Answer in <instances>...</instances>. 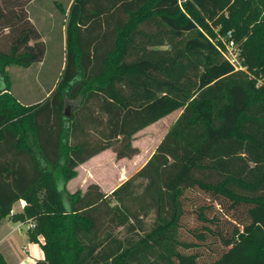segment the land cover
<instances>
[{
    "label": "trees",
    "instance_id": "16d2710c",
    "mask_svg": "<svg viewBox=\"0 0 264 264\" xmlns=\"http://www.w3.org/2000/svg\"><path fill=\"white\" fill-rule=\"evenodd\" d=\"M31 1L0 0V224L26 200L14 219L34 222L30 241L45 238L35 264H200L184 251L195 243L180 239L191 189L241 211L226 233L204 226L227 249L202 264H264V0H73L62 77L25 106L5 68L45 57ZM228 33L244 69L220 49ZM178 110L147 163L111 194L96 183L68 190L80 164L108 148L133 156L134 136ZM85 122L97 136L77 139ZM209 206L196 212L214 223Z\"/></svg>",
    "mask_w": 264,
    "mask_h": 264
},
{
    "label": "rangeland",
    "instance_id": "374dc122",
    "mask_svg": "<svg viewBox=\"0 0 264 264\" xmlns=\"http://www.w3.org/2000/svg\"><path fill=\"white\" fill-rule=\"evenodd\" d=\"M72 2L73 0H37L31 7L35 17L39 18L42 22L45 34L43 40L46 44L45 57L43 61L33 63L29 67L13 64L5 68V73L10 79L12 86V94L24 103L39 102L42 98L43 100L46 99L48 91L52 92L62 77L67 57V18ZM228 37V35L227 37H222L223 43ZM3 84L4 77L0 73V86ZM67 103V106H69L67 108L70 113L69 116H71L72 112L76 109L75 102L72 104V102L68 101ZM180 113L181 111H175L167 115L166 119L147 128L143 133H137L136 135H139L137 137L135 135L133 141L141 139L144 144H147L148 141L152 143L153 141L156 142V139L163 137V134H165L166 130ZM77 133H80L77 139H90L97 136L95 133H98V128L96 125L85 122L83 129H79ZM150 135L154 137H150ZM152 143H149V146L145 149V158L150 156L148 147L152 149L154 147ZM112 150L114 149L112 148ZM113 202L115 203V200ZM184 205L186 212L182 219L180 239L184 242L195 243V246L189 249L185 248L184 251L187 253H197L200 264L218 258L227 247L222 244L217 234L213 235L204 230V226H209L215 231L222 230L226 233L238 221L241 211L235 212V210H229L227 207L214 202L209 195L197 189L186 191ZM203 205L213 207L207 209L205 213L209 218L215 215L218 218L217 221L210 223L201 221L198 218L196 209ZM152 219L153 215L149 216L146 222L150 224ZM27 228L28 225L24 224L23 229L26 230ZM201 232L206 233L205 240H200L197 237L196 234Z\"/></svg>",
    "mask_w": 264,
    "mask_h": 264
},
{
    "label": "crops",
    "instance_id": "0c3cea01",
    "mask_svg": "<svg viewBox=\"0 0 264 264\" xmlns=\"http://www.w3.org/2000/svg\"><path fill=\"white\" fill-rule=\"evenodd\" d=\"M36 1L37 0H32L29 3V16L32 22L40 30L42 34L41 39L43 40L45 34L42 28V22L39 18L35 17L31 9L32 5L36 3ZM43 26L45 25L43 24ZM10 92L13 93L12 86ZM50 93L51 92L49 90L46 96H49ZM17 99L25 106L36 105L38 103H42V101H45V99L43 100L42 98L39 100V102L35 101L24 103L19 98ZM70 102L73 104V101ZM68 107L69 106L66 108ZM179 115L176 116L174 121L179 117ZM166 118L167 116L157 122H160ZM157 122L140 130L138 133H143L144 130L152 127ZM169 128L166 130L165 134ZM165 134H163L162 138L156 139V142L153 141V143L148 141L147 144H144L141 139H135L133 144L140 150L131 157L119 158L112 148L105 149L102 152L96 154L77 167V175L70 179L67 183L68 190L72 193L76 192L77 190L85 191L91 183H96L101 187L103 192L111 194L117 187L127 181L147 163L151 155L155 152L157 146L164 138ZM138 135H136V137ZM150 137L154 136L150 135ZM149 143H152L154 147H152V149L148 147L150 156L145 158V149L147 146H149ZM26 204L27 202L25 199L17 201L13 205L10 215L4 218L0 224V254L4 255L8 264H35L38 260L46 258L45 252L42 248V244L45 242L44 236L40 235L38 237V242L30 241L27 232L28 228L26 230L23 229V225H28V221L31 219H14L15 215H18L24 211Z\"/></svg>",
    "mask_w": 264,
    "mask_h": 264
},
{
    "label": "built area",
    "instance_id": "2783aa9c",
    "mask_svg": "<svg viewBox=\"0 0 264 264\" xmlns=\"http://www.w3.org/2000/svg\"><path fill=\"white\" fill-rule=\"evenodd\" d=\"M228 39L224 41V47H220L224 57L235 67L236 70L244 69L245 67L241 63L240 48L236 42L231 38V34H228ZM29 227H33L35 224L32 220L28 221Z\"/></svg>",
    "mask_w": 264,
    "mask_h": 264
},
{
    "label": "water",
    "instance_id": "95a60500",
    "mask_svg": "<svg viewBox=\"0 0 264 264\" xmlns=\"http://www.w3.org/2000/svg\"><path fill=\"white\" fill-rule=\"evenodd\" d=\"M65 113H66V115H69V112H68L67 108H66V111H65Z\"/></svg>",
    "mask_w": 264,
    "mask_h": 264
}]
</instances>
